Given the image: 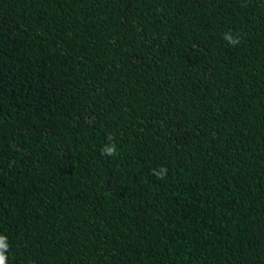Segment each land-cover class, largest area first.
<instances>
[{"label": "trees", "instance_id": "obj_1", "mask_svg": "<svg viewBox=\"0 0 264 264\" xmlns=\"http://www.w3.org/2000/svg\"><path fill=\"white\" fill-rule=\"evenodd\" d=\"M0 235L6 264H264V0H0Z\"/></svg>", "mask_w": 264, "mask_h": 264}, {"label": "clouds", "instance_id": "obj_2", "mask_svg": "<svg viewBox=\"0 0 264 264\" xmlns=\"http://www.w3.org/2000/svg\"><path fill=\"white\" fill-rule=\"evenodd\" d=\"M224 38L232 46H236L240 43V38L238 34L233 36L231 33H226ZM102 154L107 155V156L117 155L115 144L103 149ZM166 173H167L166 168H161L160 170H154V174L157 175L161 179L164 178ZM5 239L6 238L4 236L0 235V264H6L7 258H6L5 252L7 251L9 246L5 243Z\"/></svg>", "mask_w": 264, "mask_h": 264}]
</instances>
